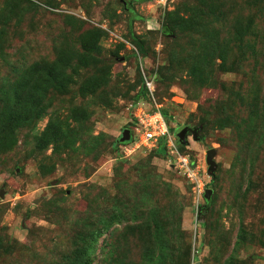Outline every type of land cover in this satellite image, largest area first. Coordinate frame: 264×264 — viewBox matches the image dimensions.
Here are the masks:
<instances>
[{
	"label": "rangeland",
	"instance_id": "1",
	"mask_svg": "<svg viewBox=\"0 0 264 264\" xmlns=\"http://www.w3.org/2000/svg\"><path fill=\"white\" fill-rule=\"evenodd\" d=\"M0 264H264V0H0Z\"/></svg>",
	"mask_w": 264,
	"mask_h": 264
},
{
	"label": "built area",
	"instance_id": "2",
	"mask_svg": "<svg viewBox=\"0 0 264 264\" xmlns=\"http://www.w3.org/2000/svg\"><path fill=\"white\" fill-rule=\"evenodd\" d=\"M154 85V78L143 74L142 88L144 86L143 90L147 99L153 97ZM134 122L136 123V133L139 135V145H151L163 140L167 148L171 150L177 149V139L172 135L171 126L156 103L149 108L137 107ZM174 154H178L180 167L187 174V178L192 185L194 194L193 219L197 222L200 219L199 213L201 199L205 192V183L198 177V167L194 166L191 155L180 154L178 151L174 152Z\"/></svg>",
	"mask_w": 264,
	"mask_h": 264
},
{
	"label": "water",
	"instance_id": "3",
	"mask_svg": "<svg viewBox=\"0 0 264 264\" xmlns=\"http://www.w3.org/2000/svg\"><path fill=\"white\" fill-rule=\"evenodd\" d=\"M119 2H123L125 3L124 0H118ZM144 88V86H143ZM198 132L199 129L196 127H189L187 125H183L180 126L178 131H177V135L178 137L176 138L179 144H186L187 143V135L188 133L192 134L193 139L197 140L198 139ZM131 137V131L130 129H125L122 131V135L121 137H119L116 141L117 142H124V141H128ZM216 155V150L214 148H210L206 151V157H205V162L208 166L207 168V172L208 174H213L216 167H217V163L214 159ZM212 194V189H206L204 194H203V198L208 201L211 197Z\"/></svg>",
	"mask_w": 264,
	"mask_h": 264
},
{
	"label": "trees",
	"instance_id": "4",
	"mask_svg": "<svg viewBox=\"0 0 264 264\" xmlns=\"http://www.w3.org/2000/svg\"><path fill=\"white\" fill-rule=\"evenodd\" d=\"M122 3H123V2H122ZM125 9L131 11V8L129 9L128 6H126ZM135 17H137V15H136L134 12H132V14H131L130 17H129V23H131L132 18H135ZM140 48H141V47H140ZM142 85H143V78L141 79V85H140V87H139V91H138V93H139V95L142 96L143 98H146L147 96H146V94L144 93V90H143V88H142ZM162 113H163V112H162ZM163 115H164V117L167 119L166 114L163 113ZM167 121H168V120H167ZM158 144H159V147H161V146L164 145V141H163V140H160V141L158 142ZM177 144L180 145V144L178 143V141H177ZM159 147H158V148H159ZM203 208H205V207H204L203 205H201V209H200L199 216H202L203 211H204ZM90 249H91V248H90ZM88 253H90L89 250H87V251L83 254V256H84V255L87 256Z\"/></svg>",
	"mask_w": 264,
	"mask_h": 264
},
{
	"label": "flooded vegetation",
	"instance_id": "5",
	"mask_svg": "<svg viewBox=\"0 0 264 264\" xmlns=\"http://www.w3.org/2000/svg\"><path fill=\"white\" fill-rule=\"evenodd\" d=\"M124 1H127V0H124ZM128 6V5H127Z\"/></svg>",
	"mask_w": 264,
	"mask_h": 264
}]
</instances>
